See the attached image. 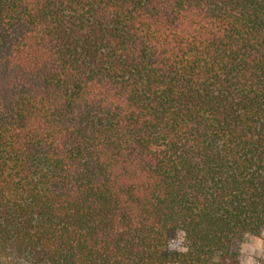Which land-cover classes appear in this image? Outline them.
Segmentation results:
<instances>
[{
  "label": "trees",
  "instance_id": "obj_1",
  "mask_svg": "<svg viewBox=\"0 0 264 264\" xmlns=\"http://www.w3.org/2000/svg\"><path fill=\"white\" fill-rule=\"evenodd\" d=\"M263 234L264 0H0V264H240Z\"/></svg>",
  "mask_w": 264,
  "mask_h": 264
},
{
  "label": "rangeland",
  "instance_id": "obj_2",
  "mask_svg": "<svg viewBox=\"0 0 264 264\" xmlns=\"http://www.w3.org/2000/svg\"><path fill=\"white\" fill-rule=\"evenodd\" d=\"M257 239L264 241V234L263 237H254V236L246 237V239L241 245L240 264H259L260 257L262 256L264 250L255 247V243ZM245 245H248V247L244 248Z\"/></svg>",
  "mask_w": 264,
  "mask_h": 264
},
{
  "label": "clouds",
  "instance_id": "obj_3",
  "mask_svg": "<svg viewBox=\"0 0 264 264\" xmlns=\"http://www.w3.org/2000/svg\"><path fill=\"white\" fill-rule=\"evenodd\" d=\"M186 233L183 231V229H178L176 236L174 238H170L167 244V247L165 250L168 251H176L179 253L187 254L189 251V248L186 246ZM248 245H245L244 248H247ZM255 247L261 248L264 250V241H261L260 239L256 240Z\"/></svg>",
  "mask_w": 264,
  "mask_h": 264
}]
</instances>
